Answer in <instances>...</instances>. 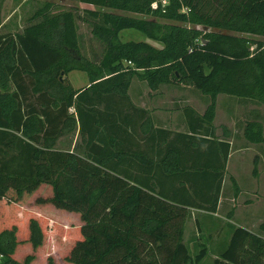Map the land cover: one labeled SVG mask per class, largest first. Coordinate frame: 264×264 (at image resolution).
Instances as JSON below:
<instances>
[{"label": "trees", "instance_id": "1", "mask_svg": "<svg viewBox=\"0 0 264 264\" xmlns=\"http://www.w3.org/2000/svg\"><path fill=\"white\" fill-rule=\"evenodd\" d=\"M77 1L39 2L21 31L0 35V264H202L184 224L192 209L217 214L223 197L231 145L215 136L217 97L264 105V42L244 37L264 38V0ZM79 22L101 46L95 60ZM127 30L160 47L121 42ZM74 71L87 87L73 88ZM133 78L209 103L182 110L186 133L154 127L127 93ZM76 131L73 149L58 148ZM243 133L264 145L259 121ZM212 264H264V238L235 228Z\"/></svg>", "mask_w": 264, "mask_h": 264}, {"label": "rangeland", "instance_id": "2", "mask_svg": "<svg viewBox=\"0 0 264 264\" xmlns=\"http://www.w3.org/2000/svg\"><path fill=\"white\" fill-rule=\"evenodd\" d=\"M42 1L45 0H0V35L21 31L26 24V19L36 8L37 3ZM51 1L61 7H77L79 10L85 7L77 0ZM115 13L137 19L152 18L119 10H115ZM156 20L164 22L162 19L156 18ZM78 29L82 41L86 44V46L84 45L86 57L91 60L97 59L101 52L100 44L92 38L87 25L79 22ZM244 37L264 42L262 37L247 35H244ZM120 40L121 42H149L142 33L130 30L121 32ZM149 43L157 48L160 47L158 44ZM67 77L76 89L88 82L85 73L79 71L71 72ZM129 82L131 86L130 94L134 99L137 98L134 95L138 94V89L141 88L140 99L147 101L148 96L155 94L157 98L159 96L156 99V106L160 109L169 108L180 97L184 98V101L192 105L199 113L205 109L203 103H209V98L201 95L195 89L194 93L176 90L177 87L162 86L158 89H150L144 87V85L139 86L136 78L131 79ZM143 90L146 93L143 94ZM249 121H259L264 130V105L225 95L217 97L214 120L218 130L217 138L226 139L232 143V150L223 180L222 207L220 206L221 209L214 216L196 212L192 214V211H190L184 224L183 240L192 257L196 256L202 248L207 250V256L202 264L213 263L214 259L228 245L232 231L235 228H244L264 238V230H260V225L264 223V145L251 144L246 140L243 132L245 124ZM236 188H238L237 196L234 195ZM230 211H232V215L228 217Z\"/></svg>", "mask_w": 264, "mask_h": 264}, {"label": "crops", "instance_id": "3", "mask_svg": "<svg viewBox=\"0 0 264 264\" xmlns=\"http://www.w3.org/2000/svg\"><path fill=\"white\" fill-rule=\"evenodd\" d=\"M68 78V77H67ZM70 82V81H69ZM138 85H144V87H148L146 85L145 82L143 81H139L138 80ZM88 86V82L84 85H82L80 88L78 89H81V88H84V87H87ZM162 87V86H161ZM163 87H175V86H163ZM74 88V87H73ZM76 89V88H75ZM128 95L129 97L131 98L132 102L140 107V108H143V109H146L147 111L150 112V116H151V121H152V124L154 127H161V128H165V129H169L171 131H174V132H181V133H186L187 132V127H186V124H185V120H184V117H183V113H182V110L185 108V107H191L192 109H194V107L192 105H189L188 103H186L184 100V98L180 97L179 99L175 100L173 104H171V106L169 108H161L160 107H157L156 106V99L158 98L155 96V94H152L151 96H148L147 97V101H143L141 100V88L138 89V91H134V92H138V94L136 93V95L134 96H137L136 99L133 98V96H131L130 94V90H131V86L129 85V88H128ZM176 90H179V91H190L191 93H194V90L190 87H177ZM146 93L145 90H143V94ZM200 99V98H198ZM200 102V100H199ZM206 108V105L205 103H203ZM156 109V110H155ZM195 110V109H194ZM205 110V109H204ZM204 110L199 113L197 110H195L197 112V114L199 115H202ZM215 120V119H214ZM213 126H214V129H215V136L217 138V127L215 126L214 122H213ZM72 138V144H71V147H68V141L64 140V139H61L59 142H58V148L60 149H73L74 148V145L76 143V141L78 140V132L76 131L74 137H71ZM219 140H221L222 138H217ZM230 142V141H229ZM67 145V146H66ZM230 145H231V150H232V143L230 142ZM230 157V155H229ZM228 165V163H227ZM227 169V168H226ZM221 203L219 204V210L221 209ZM192 211V214L194 212L196 213H202L204 215H216V214H210V213H207V212H202V211H197V210H191Z\"/></svg>", "mask_w": 264, "mask_h": 264}, {"label": "built area", "instance_id": "4", "mask_svg": "<svg viewBox=\"0 0 264 264\" xmlns=\"http://www.w3.org/2000/svg\"><path fill=\"white\" fill-rule=\"evenodd\" d=\"M1 259H2V256L0 255V261H1Z\"/></svg>", "mask_w": 264, "mask_h": 264}]
</instances>
